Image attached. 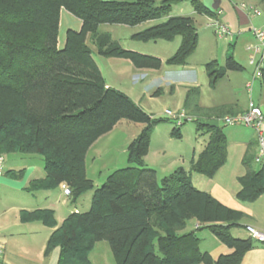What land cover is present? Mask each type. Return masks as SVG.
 I'll list each match as a JSON object with an SVG mask.
<instances>
[{"label":"trees","instance_id":"1","mask_svg":"<svg viewBox=\"0 0 264 264\" xmlns=\"http://www.w3.org/2000/svg\"><path fill=\"white\" fill-rule=\"evenodd\" d=\"M181 2H189L197 14L217 17L200 0H0V157L20 153L42 159L45 178L32 181L30 191L64 185L73 203L93 190L89 210L70 214L47 241L44 256L58 249L57 264H91L88 256L101 241L107 242L116 264H240L252 248V240L235 239L229 232L242 215L195 189L189 173L178 169L158 180L156 172L145 167L152 129L166 120L154 119L109 86L87 43L88 36L93 37L91 43L99 56L126 59L136 68L158 69L159 60L126 51L110 35H97V31L101 25L134 27L161 19ZM61 10L81 25L78 31L67 30L63 46H58ZM175 37L181 43L166 64L182 66L198 43L190 18L171 17L131 39L171 42ZM205 70L212 89L227 70L239 71L232 46L227 48L223 68L212 61ZM261 79L264 85V64ZM197 99L198 90L189 89L183 110L195 122V131L209 137L204 150L191 161L189 172L211 178L225 163L226 139L221 126L210 128L199 122L218 121L231 114L232 107L202 109ZM122 120L143 125L127 147V166L94 188L86 176V154ZM170 138L181 139L177 126ZM253 160H243L246 174L239 180L237 194L241 202L253 203L264 194V166L253 170ZM23 174V170L3 172L13 180ZM20 221L56 226L54 212L48 209L21 211ZM190 221L201 227L181 234ZM197 230H207L232 252L216 259L201 253Z\"/></svg>","mask_w":264,"mask_h":264},{"label":"crops","instance_id":"2","mask_svg":"<svg viewBox=\"0 0 264 264\" xmlns=\"http://www.w3.org/2000/svg\"><path fill=\"white\" fill-rule=\"evenodd\" d=\"M200 2L208 8H211L213 4V0H200ZM183 3L184 2L172 5L169 14L159 20L146 21L131 27L128 35V38H130L129 40L127 38L115 39L111 37L113 41L117 42V44L126 51L159 60L161 66L158 69L136 68L126 59L99 56L96 54V49L93 48V44L89 43V36L87 38V43L92 46L94 52L92 57L96 55V58L93 59L105 82L129 97V91L136 93L135 103H137L143 111L146 110L145 104L142 102L145 97H147L149 102L160 98L165 101L167 106H171L173 109L178 110L179 113L177 112L176 116L179 117V119L180 116L191 119L187 112L183 110V102L189 89L198 90L197 103L202 109H211L221 106L232 107L231 114H226L218 120V124L222 127L226 139V160L224 165L219 168L213 177L207 178L189 172L191 161L196 159L204 150L209 137V134L205 132H196L195 129L194 136L197 138L192 146L191 155L188 154L189 156H183L178 154L171 159L169 163L165 161L154 162L157 157L152 159L153 162H150L148 151L143 158V163L146 168L156 172L158 180L172 174L178 169H183L185 172L189 173L191 183L195 189L208 194L221 206L242 215V218L237 222V226L232 227L229 232L235 239L247 240L250 238L246 231V227L264 231V194L253 203L241 202L237 199V194L241 189L239 180L246 174L243 160L245 157H253L252 168L253 170H258L260 167L264 166V158L259 163L255 162L258 153V144L257 135L254 130L244 127L243 125L229 126L230 129H227L226 125H221V120L224 117H233L245 112L248 108V104L251 102L262 112L264 138V85L262 84V79L256 78L254 75L256 69V56L254 50L258 42L253 35L255 30L264 25V0H220L217 10L220 11L221 14L219 16L217 15L216 18L228 29L227 34L221 39H218L213 31L207 28L208 21L211 18L195 13L189 2L187 3L190 8L189 12H183ZM260 4H262L261 9L259 7ZM241 5L253 6L260 11V16H254L251 13L243 11ZM193 16H199L204 19V22H196ZM171 17L190 18L198 35V43L194 53L186 59L185 64L182 66H171L166 64V61L178 50L181 43L180 37H175L171 42L156 40L147 43L137 42L131 39L133 35L155 25H159ZM119 26L122 27L125 25ZM199 28L212 31L213 37L223 41L220 60L222 62L218 61L216 56H214L216 50L218 51V41L215 42L209 34H200ZM200 41L205 51L203 50L201 54L196 55ZM162 42H166L167 44ZM229 46H232L233 59L240 67V70H227L223 79L212 89L209 86L205 65L215 61L219 68H223L225 66V54ZM157 47L163 49L165 54L158 55L155 54V52L154 54L151 53V51H154ZM98 62L100 65L97 64ZM138 91L140 93L139 97L137 96ZM145 103L149 107V103L147 101ZM162 118L165 120H172L165 115ZM126 122L125 120L119 121L111 132L101 136L89 148L86 158L91 156V164L94 165V163L105 156L101 151L92 150H94L102 140H111L112 137H114V132L116 133L118 129L123 132L128 130L133 133L128 143L138 136L143 125L134 122ZM181 125L182 124L175 126L179 128ZM197 140H199L198 144H196ZM161 153H163V155L165 154L164 151ZM5 161L6 157L4 155L3 164ZM19 169L20 168L9 169L7 167L3 169V172H18L23 170L24 174L19 180L6 178L3 174L0 176V239L5 243V251L1 264H57L59 256L58 249H55L58 251L57 256L52 253L55 250L48 256H44L47 241L53 230L58 228L70 214L79 212H77V208L73 205L68 206V213L65 214V216L57 214L53 209V206L59 205V199L69 197L63 193L64 187H66L64 185L55 189L56 193H53V190H29V184L32 181L45 178L43 161L41 159L30 157L28 164L24 168ZM92 195L93 190L79 197L82 198L81 200L84 202L85 206L87 205L88 210L90 208ZM40 209H48L54 212L56 222L55 228H47L36 222L22 223L20 221L21 211L31 212ZM87 209L80 213H85V211H88ZM198 227H201V225L197 224L196 221H190L181 234L196 230ZM198 231H201L200 236L197 233ZM195 236L200 240L199 250L201 253H207L212 259L232 252L231 249L221 244L207 230H197L195 231ZM240 264H264V244H259L252 240V248L243 256Z\"/></svg>","mask_w":264,"mask_h":264},{"label":"rangeland","instance_id":"3","mask_svg":"<svg viewBox=\"0 0 264 264\" xmlns=\"http://www.w3.org/2000/svg\"><path fill=\"white\" fill-rule=\"evenodd\" d=\"M204 1V0H201ZM188 2H184L182 4V7H184L182 10L183 12H189V4ZM262 4L259 5L261 9ZM186 7V8H185ZM243 10V9H242ZM245 12L250 13L249 11L243 10ZM260 12V11H259ZM201 15V14H200ZM193 19L198 22H204V19L200 18L199 16H193ZM159 20V19H158ZM80 21L74 17H72L70 14H68L66 11L61 10L59 15V32H58V46H63L65 41V34L67 30H73L78 31L80 28ZM123 27V28H122ZM119 26V25H102L99 27L97 31V35L99 34H109L110 37H113L115 39L121 38L125 39L128 38L130 28L129 26ZM199 33H206V35H210L213 40L217 42L218 44V51L214 53V56H216L217 60H221V52L223 47V41L218 40L216 37H213V33L210 30H204L202 28H199ZM93 37H89V43H91ZM205 40V39H204ZM138 42V41H137ZM164 44H167L166 42H162ZM202 42H199L198 49L196 52V55L201 54V51H205L203 48ZM142 44V43H141ZM202 46V47H201ZM158 55L165 54V51L159 47L155 48L154 51H151V53ZM93 58H96V55L93 56ZM222 62V61H220ZM100 65V63H97ZM130 92L129 97L134 103L136 99V93ZM123 93V92H122ZM139 91L137 92V96L139 97ZM149 103V107L146 105L145 102ZM143 104H145L146 110L145 112L152 115L154 119H164V113L165 110L172 111L173 114H177L178 110L173 109L171 106H167L165 104V101L158 98V100H154L152 102H149L147 100V97H145L142 100ZM137 104V103H135ZM173 109V110H172ZM179 113V112H178ZM126 123H132V122H126ZM179 126V132L181 134V139H171L170 138V132L173 129L172 127L175 125ZM134 125V124H131ZM221 125L225 126L224 123L221 121ZM196 125L194 121H191V119L185 118L180 116V122L172 121V120H166L165 122H159L156 124L151 133L150 137V144H149V152L148 157L150 162H153L152 159H157L154 161H165L166 163H169L171 159L176 157L178 154H181L183 156L191 155L192 154V146L195 142L194 135V129ZM227 129H230L229 126L226 125ZM135 132V131H133ZM132 132L126 130L123 132L122 130L118 129L117 132H114V137L112 139H105L102 140L96 148L92 151H101L105 154L104 157L99 159L96 163L91 164V156H88L86 158V168H87V176L92 181L94 188H99L102 186V184L105 181V178L107 175L111 174L113 171H115L118 168H124L127 166V147L130 143L129 140L132 138ZM199 143V140H197L196 144ZM128 144V145H127ZM91 151V152H92ZM165 152L163 153L161 152ZM90 152V153H91ZM188 155V156H189ZM6 161L3 164V169L6 167L9 169H15V168H24L28 162L30 161V157H35V159H41L39 156H31L27 154H19V153H11L6 154ZM42 160V159H41ZM155 164V163H153ZM19 169V170H20ZM53 193H56V190H53ZM82 198H77L75 202H71L69 197H63L59 199V205L53 206V209L57 212V214H61L62 216H65V214L68 213V206H74L77 208V212H82L83 210L87 209V205L85 206L84 202L81 200ZM88 210V209H87ZM87 212V211H85ZM199 236L201 235V231L197 232ZM55 256L58 255V251L55 250L52 252ZM90 258L91 262L93 264H116L114 257L112 255V252L105 241L97 242L95 246L93 247L92 251L90 252L88 259ZM89 260V261H90Z\"/></svg>","mask_w":264,"mask_h":264},{"label":"built area","instance_id":"4","mask_svg":"<svg viewBox=\"0 0 264 264\" xmlns=\"http://www.w3.org/2000/svg\"><path fill=\"white\" fill-rule=\"evenodd\" d=\"M243 10L249 11L254 16H260L258 9L253 6L241 5ZM216 11V15H220L221 12ZM207 28L211 29L218 39L224 37L227 34L228 29L223 25L218 18L209 19ZM255 39L258 42L257 47L254 50L256 56V69L255 77L261 78V69L264 64V25L253 32ZM164 115L167 118H170L174 121L180 122L179 117L173 114L171 111L166 110ZM224 125L234 126V125H243L244 127L250 128L255 131L257 135V144H258V153L255 158V162L259 163L264 158V138H263V115L261 110L256 107L253 103L248 104V108L245 112L233 116V117H224L221 120ZM3 174V157H0V176ZM64 195L69 196L70 191L68 187H64ZM246 231L249 235V238L259 244H264V231L256 230L252 227H246ZM5 251V243L0 239V264Z\"/></svg>","mask_w":264,"mask_h":264},{"label":"water","instance_id":"5","mask_svg":"<svg viewBox=\"0 0 264 264\" xmlns=\"http://www.w3.org/2000/svg\"><path fill=\"white\" fill-rule=\"evenodd\" d=\"M220 0H213V4L211 6V9L213 11L218 9ZM200 125L205 126V127H210V128H217L219 126L217 120H211V121H200Z\"/></svg>","mask_w":264,"mask_h":264}]
</instances>
